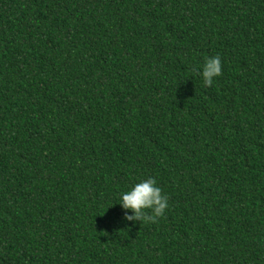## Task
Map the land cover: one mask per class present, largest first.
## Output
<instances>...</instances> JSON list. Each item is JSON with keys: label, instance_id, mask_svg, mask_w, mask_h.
<instances>
[{"label": "trees", "instance_id": "1", "mask_svg": "<svg viewBox=\"0 0 264 264\" xmlns=\"http://www.w3.org/2000/svg\"><path fill=\"white\" fill-rule=\"evenodd\" d=\"M0 264H264V0H0Z\"/></svg>", "mask_w": 264, "mask_h": 264}, {"label": "clouds", "instance_id": "2", "mask_svg": "<svg viewBox=\"0 0 264 264\" xmlns=\"http://www.w3.org/2000/svg\"><path fill=\"white\" fill-rule=\"evenodd\" d=\"M198 75L204 86L211 87L216 78L222 75L221 58L219 56L207 58ZM118 204L125 213L123 220L129 225L141 221L155 223L164 216L169 207L168 197L151 177L135 183L129 190L122 192Z\"/></svg>", "mask_w": 264, "mask_h": 264}]
</instances>
